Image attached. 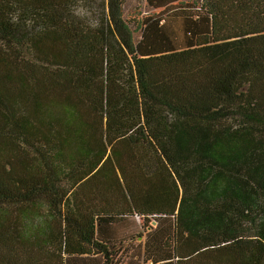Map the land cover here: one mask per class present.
Masks as SVG:
<instances>
[{
	"label": "trees",
	"instance_id": "1",
	"mask_svg": "<svg viewBox=\"0 0 264 264\" xmlns=\"http://www.w3.org/2000/svg\"><path fill=\"white\" fill-rule=\"evenodd\" d=\"M97 1L0 0V264H264V0Z\"/></svg>",
	"mask_w": 264,
	"mask_h": 264
},
{
	"label": "rangeland",
	"instance_id": "2",
	"mask_svg": "<svg viewBox=\"0 0 264 264\" xmlns=\"http://www.w3.org/2000/svg\"><path fill=\"white\" fill-rule=\"evenodd\" d=\"M108 4V0H98L96 3H80L75 6V10L78 14L86 16L88 21L90 19H98L99 14V5ZM124 12L128 16L136 17L140 19L146 16H154L157 14L156 11L149 8L144 0H127V5L124 6ZM93 20V21H94ZM152 227H155L154 222L151 223ZM129 240L126 242V247L123 254L120 256L121 264H142V254H143V242L144 239H138L135 243H129Z\"/></svg>",
	"mask_w": 264,
	"mask_h": 264
}]
</instances>
